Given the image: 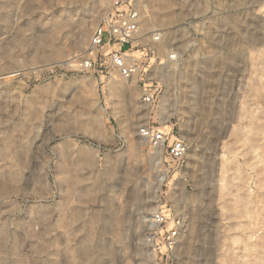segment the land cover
<instances>
[{"label": "rangeland", "instance_id": "obj_1", "mask_svg": "<svg viewBox=\"0 0 264 264\" xmlns=\"http://www.w3.org/2000/svg\"><path fill=\"white\" fill-rule=\"evenodd\" d=\"M143 2L138 86L81 67L109 0H0V264H264V0Z\"/></svg>", "mask_w": 264, "mask_h": 264}, {"label": "built area", "instance_id": "obj_2", "mask_svg": "<svg viewBox=\"0 0 264 264\" xmlns=\"http://www.w3.org/2000/svg\"><path fill=\"white\" fill-rule=\"evenodd\" d=\"M110 7L94 29L90 45L84 56L81 67L88 72L101 76L118 73L125 80L139 79L143 74L151 48L143 37L150 35L154 41H159L161 33L152 29L144 34L143 23L146 19V5L143 0H109ZM127 49H123L124 46ZM171 59L177 55L170 54ZM147 86V85H145ZM150 86V85H148ZM145 101L152 103L154 99L151 87L145 88ZM146 139L152 141L154 148L169 157L174 163L185 161L188 148L185 141L173 134L157 131L154 126L144 127L141 130ZM170 139V140H169ZM163 143L167 146L163 148ZM151 225L160 232V246L165 253L174 252L181 243L184 232V220L181 217L170 218L157 212L153 215Z\"/></svg>", "mask_w": 264, "mask_h": 264}, {"label": "crops", "instance_id": "obj_3", "mask_svg": "<svg viewBox=\"0 0 264 264\" xmlns=\"http://www.w3.org/2000/svg\"><path fill=\"white\" fill-rule=\"evenodd\" d=\"M148 126H151V125H148ZM148 126H146V127H148ZM154 127H155V126H154ZM143 128H144V127H141V128H140V130H139V135H140L143 139L148 140V141L151 143L152 147L154 148L152 141L149 140V139H146V138L143 136V134H142V132H141V130H142ZM155 128L157 129V131H160V128H157V127H155ZM166 146H167V143H163V148H165Z\"/></svg>", "mask_w": 264, "mask_h": 264}, {"label": "bare ground", "instance_id": "obj_4", "mask_svg": "<svg viewBox=\"0 0 264 264\" xmlns=\"http://www.w3.org/2000/svg\"><path fill=\"white\" fill-rule=\"evenodd\" d=\"M156 30L159 31L158 28H157ZM170 57H171V56H170Z\"/></svg>", "mask_w": 264, "mask_h": 264}]
</instances>
